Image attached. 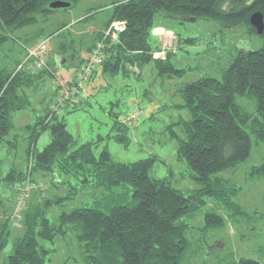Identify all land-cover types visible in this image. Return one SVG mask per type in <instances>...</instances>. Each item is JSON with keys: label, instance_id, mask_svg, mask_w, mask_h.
Listing matches in <instances>:
<instances>
[{"label": "trees", "instance_id": "trees-1", "mask_svg": "<svg viewBox=\"0 0 264 264\" xmlns=\"http://www.w3.org/2000/svg\"><path fill=\"white\" fill-rule=\"evenodd\" d=\"M55 1L69 2L70 8H74L81 0H0V52L12 31L33 24L37 14L57 11L49 8ZM255 12L264 16V0H118L111 5L109 20L94 34L93 42L85 51L90 56L103 44L101 73L113 78L139 75L141 68L151 63L159 75L182 76L186 70L174 67L172 51H165L164 57H155L164 51L158 36L153 34L158 27L157 14L182 21L216 20L232 29L247 26L251 33L258 35L250 22ZM91 16L90 13L82 21ZM114 23L125 25L124 31L116 32V39L114 30L107 36ZM59 48L62 50L59 55L64 58L68 54L67 45L61 43ZM68 52L71 56V51ZM64 59L67 65L69 61ZM88 60L89 57L80 60L82 67L79 65L77 78L84 72ZM23 62H17L13 70L0 64V152L4 145L8 152L16 148V142L8 138L14 114L31 109L29 90H37L46 75L56 77L48 62L41 69L33 64L35 59L20 68ZM97 73L96 67L87 81H93ZM77 78L66 86L68 97L64 95L62 102L50 104L45 116L24 128L29 133L26 169L21 171L12 165L3 174L4 160L0 159V190L3 185L21 189L37 176L50 177L56 189H66L63 195L45 198L25 211L23 236L16 240L13 252L3 264H48L56 251L48 245L65 238L68 231L74 234L85 264H182L185 254L192 250L189 226L183 217L204 204L203 196L222 201L228 209L240 210L234 199L242 188L232 186L217 174L247 161L253 138L264 144V49L237 50L221 79L205 76L183 88L181 107L188 110L191 119L182 121L184 138L174 131L172 137L178 141L177 158L187 163L192 179L200 187L189 197L174 188L170 179L152 175L159 161L156 156L131 163L117 162L108 150L97 153L96 141L79 142L59 113L70 102H74L73 111L77 110V105L91 96L84 95L83 90L72 94L78 86ZM237 95L256 102L261 118L250 131L246 127L251 115L237 104ZM112 116L116 119L114 129L124 132L116 135V140L126 141L128 124L118 120L117 113ZM47 130L50 142L39 151L38 141ZM248 175L251 179L264 178V163L253 166ZM119 187L133 189L132 199L126 204L118 203L126 194L119 192ZM89 191L91 198L95 197L98 202L83 200L81 206L61 213L57 224L47 217L53 206L77 201ZM108 192L112 194L110 198ZM98 193L103 198L96 197ZM223 224L224 218L218 213L206 215L208 229ZM9 225V220L0 223V255L8 243ZM231 264L261 263L243 257Z\"/></svg>", "mask_w": 264, "mask_h": 264}, {"label": "rangeland", "instance_id": "rangeland-1", "mask_svg": "<svg viewBox=\"0 0 264 264\" xmlns=\"http://www.w3.org/2000/svg\"><path fill=\"white\" fill-rule=\"evenodd\" d=\"M116 1L81 0L74 8L60 9L47 15L37 14L33 24L10 33L8 42L0 52L2 66L8 70L15 69L17 62H23L29 50L45 42V62L51 69L54 68L56 77L46 75L37 90L28 92L31 109L14 114V125L8 139L16 142V148L8 152V147L3 146L0 152V159L4 160L3 174L12 165L21 171L26 169L29 141L26 137L29 133L24 128L34 125L38 117L45 116L50 104L63 101L66 86L77 78L79 65L82 67L80 60L89 57L85 49L93 42L94 34L102 30L109 20L111 5ZM90 13L93 16L82 21ZM155 23L158 27L153 34L158 36V43L164 50L162 54L172 51L174 67L186 72L182 76L159 75V70L151 63L142 67L139 75L132 73L127 78H113L102 75L99 65L94 84L102 89L101 92L94 94L97 87L93 88V83L87 81L85 92L94 95L77 105L75 111L74 102L68 103L66 109L60 110V119H65L68 129L80 143L96 141V152L108 150L117 162L131 163L156 156L159 161L152 175L158 179H170L174 188L189 197L200 187L192 179L187 163L177 158L178 141L172 137L174 131L184 138L182 121L191 119L188 110L181 107L184 104L182 90L188 83L205 76L221 79L237 50L264 49V36L251 33L247 26L232 29L222 22L204 18L191 22L159 13L155 16ZM61 43L67 45L72 54L70 56L67 51L65 55L69 61L67 65L65 57L59 55ZM55 64L57 67H54ZM236 102L251 115L246 127L250 131V127L261 118L256 102L239 95ZM113 113L118 114V120L128 124V139L124 142L116 140L115 136L124 132L114 129L116 119ZM49 142L50 133L47 130L40 136L37 149L43 150ZM263 163L264 144L257 143L253 138L249 159L236 168L217 174L232 186L242 188L234 199L240 210L228 209L222 201L203 196L204 204L183 217L189 226L192 250L185 254L182 264H231L243 257L264 264V178L251 179L248 175L253 166ZM30 183L34 186L24 197L26 209L23 216L28 208H34L43 199H53L66 192L65 188L56 189L50 177L37 176ZM19 189L17 186L3 185L0 190V223L7 220L10 223V236L0 255V264L13 252L16 240L24 233L23 222L17 223L13 219L22 188ZM118 189L126 193L118 199V203L126 204L127 200L132 199V187ZM91 194L89 191L77 201L53 206L48 210L47 217L57 224L61 213L81 206L83 200L98 202L95 197L91 198ZM107 195L109 198L112 196L110 192ZM96 197L103 198V195L98 193ZM212 212L221 215L224 224L208 229L205 227L206 215ZM48 247L56 250L48 264H85L72 232L68 231L65 238L58 239Z\"/></svg>", "mask_w": 264, "mask_h": 264}, {"label": "built area", "instance_id": "built-area-1", "mask_svg": "<svg viewBox=\"0 0 264 264\" xmlns=\"http://www.w3.org/2000/svg\"><path fill=\"white\" fill-rule=\"evenodd\" d=\"M125 29V25L123 23H114L112 24L111 29L107 32V36L110 34V32L112 30H114V34H113V38L116 39L117 34L116 32H121L124 31ZM104 47L103 44H99L98 45V49L95 50L90 56H89V62L86 64L85 68H84V72L81 74H79L77 81H78V86H76V88H74L73 90V95L74 93H78L80 90H83L84 95H87L85 92V88L87 86H85V83L87 82V79L89 78L90 74L92 73L94 68H98L99 65L101 64L102 61V48ZM45 49H46V43L42 42L40 43L36 48H34L33 50H29L28 52V56L26 58V60H24V62L21 64L20 68H25L26 65L29 63L30 59H35V63H33L37 69H41L46 65L45 62ZM157 56H164V54L160 53V54H156ZM68 90L66 88V90L64 91V95H66L68 97ZM31 181H29V183H27L25 186L22 187V189L20 190V195H19V202H18V206H17V210L14 211V221L16 220L17 223H21L23 222V212L26 209V205H25V198L28 196L27 194L29 192H31L33 190V186L30 183ZM33 182V181H32ZM27 195V196H26ZM26 196V197H25ZM25 197V198H24ZM15 224V222H13Z\"/></svg>", "mask_w": 264, "mask_h": 264}, {"label": "water", "instance_id": "water-1", "mask_svg": "<svg viewBox=\"0 0 264 264\" xmlns=\"http://www.w3.org/2000/svg\"><path fill=\"white\" fill-rule=\"evenodd\" d=\"M71 4L64 1H55L49 5L52 10H60L70 8ZM190 21H195V19H190ZM251 25L255 28L258 35L264 33V16L261 12H255L250 18Z\"/></svg>", "mask_w": 264, "mask_h": 264}, {"label": "crops", "instance_id": "crops-1", "mask_svg": "<svg viewBox=\"0 0 264 264\" xmlns=\"http://www.w3.org/2000/svg\"><path fill=\"white\" fill-rule=\"evenodd\" d=\"M163 29V28H162ZM57 58V57H56ZM100 75H101V73H100ZM96 78V77H95ZM96 81V80H95ZM94 80L93 81H91L93 84H91L92 85V87L93 88H95V87H97L96 89H94L95 90V92H94V94H96L97 92H101V90L102 89H100V87L98 88V85L97 84H94V82H95ZM90 82V83H91ZM101 87H103V88H105V86H101ZM94 94H91V96H93ZM68 107V106H67Z\"/></svg>", "mask_w": 264, "mask_h": 264}]
</instances>
